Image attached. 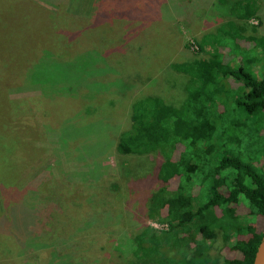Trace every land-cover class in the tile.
<instances>
[{
  "label": "rangeland",
  "instance_id": "obj_1",
  "mask_svg": "<svg viewBox=\"0 0 264 264\" xmlns=\"http://www.w3.org/2000/svg\"><path fill=\"white\" fill-rule=\"evenodd\" d=\"M30 1L47 16L29 38L32 46L17 45L26 29L35 28L28 19L0 13V95L10 100L17 128L30 127L22 149L32 156L19 176L0 175V264H119L120 255L130 257L143 224L165 226L147 217L149 197L158 189V155L123 158L110 146L112 135L117 141V133L129 128L138 98L185 103L190 76L171 65L207 57L197 45L202 37L209 35L212 45L232 19L245 27L246 37L263 36L264 1L249 21L231 17L219 0ZM259 56L250 69L264 78ZM24 60L32 71L14 76ZM66 61L73 67H54ZM46 65L57 70L52 81L35 77ZM224 116L233 122L229 134L242 139L229 144L231 154L264 164V117L242 110ZM0 132V141L11 136L10 129ZM71 133L77 134L72 140ZM238 208L248 216L244 201ZM254 227L264 231V218ZM222 255L239 258L228 248Z\"/></svg>",
  "mask_w": 264,
  "mask_h": 264
},
{
  "label": "trees",
  "instance_id": "obj_2",
  "mask_svg": "<svg viewBox=\"0 0 264 264\" xmlns=\"http://www.w3.org/2000/svg\"><path fill=\"white\" fill-rule=\"evenodd\" d=\"M263 1L219 0V5L231 17L249 21L258 15ZM3 12L22 13L35 27L26 29L17 44L19 49L21 45L32 46L28 40L37 25L46 20L45 12L38 11L30 0H0ZM55 21L46 24L52 27ZM1 24L5 25L0 19ZM245 30L232 19L219 28L221 36L214 43L212 40V45L207 43L209 35L202 37L197 45L201 52L208 53L207 57L171 65L173 70L190 76L185 103L178 107L157 96L138 98L131 106L129 128L117 133V141L112 135L110 146L115 145L123 158L158 155L153 175L158 189L149 197L147 217L165 226L158 229L143 224L133 236L130 257L120 255L119 264L254 263L264 235L254 227L259 217L264 218V164L246 163L231 154L229 144H240L242 139L229 134L233 122L228 124L224 116L230 110H242L249 116L264 117V78L250 69L256 62L252 57L260 55L259 59L264 60V35L246 37ZM248 41L252 47L246 46ZM44 54L29 56L39 60ZM69 63L57 62L54 67L61 69ZM54 67L38 68L35 77L52 81L55 72L58 76ZM30 71L32 62L24 60L23 68L14 67L12 74L23 77ZM232 81L237 87L231 85ZM0 92L3 95V90ZM1 95L0 131L10 129L11 136L0 141V175L12 171L17 177L32 159L31 151L22 149L30 127L24 131L17 128L10 100ZM70 135L71 140L77 136ZM204 193V202L200 203ZM243 201L248 216L239 212ZM224 248L238 253L239 258L223 257Z\"/></svg>",
  "mask_w": 264,
  "mask_h": 264
},
{
  "label": "water",
  "instance_id": "obj_3",
  "mask_svg": "<svg viewBox=\"0 0 264 264\" xmlns=\"http://www.w3.org/2000/svg\"><path fill=\"white\" fill-rule=\"evenodd\" d=\"M253 264H264V235L258 246Z\"/></svg>",
  "mask_w": 264,
  "mask_h": 264
}]
</instances>
